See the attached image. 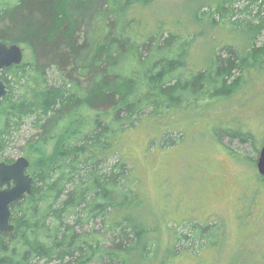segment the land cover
Returning a JSON list of instances; mask_svg holds the SVG:
<instances>
[{
	"label": "trees",
	"instance_id": "1",
	"mask_svg": "<svg viewBox=\"0 0 264 264\" xmlns=\"http://www.w3.org/2000/svg\"><path fill=\"white\" fill-rule=\"evenodd\" d=\"M142 1L0 0V41L25 52L20 65L0 70L9 86L0 105V159L13 162L6 151L18 147L34 178L32 193L13 205L15 229L0 234V264L148 257L155 242L145 239L156 227L140 218L126 132L146 115L231 97L248 73L264 74V40L257 45L264 0H222L199 10L212 26L244 35L246 48L228 42L196 70L187 66V35L141 27L133 11ZM238 127L219 125L216 140L233 154L243 153L235 140L259 154L255 135ZM220 231L217 222L189 228L200 249L217 244Z\"/></svg>",
	"mask_w": 264,
	"mask_h": 264
},
{
	"label": "rangeland",
	"instance_id": "2",
	"mask_svg": "<svg viewBox=\"0 0 264 264\" xmlns=\"http://www.w3.org/2000/svg\"><path fill=\"white\" fill-rule=\"evenodd\" d=\"M219 1L144 0L133 14L148 31L171 29L187 35V66L196 70L208 66L214 50L228 42L241 50L245 47L244 35L237 39L228 29L199 18L203 6ZM263 40L260 35L257 45ZM260 73H248L253 75L231 97L146 115L126 132L124 146L143 204L140 218L156 227L145 239L155 242L154 251L148 257L133 254L127 264H264V178L257 168L259 154L237 140L232 147L243 153L233 154L236 151L214 135L219 125L240 126L251 131L262 147L264 74ZM16 148L6 153L14 159L25 156ZM193 222L219 223L218 243L200 249V239L193 241L189 232ZM174 247L181 252L173 254Z\"/></svg>",
	"mask_w": 264,
	"mask_h": 264
},
{
	"label": "water",
	"instance_id": "3",
	"mask_svg": "<svg viewBox=\"0 0 264 264\" xmlns=\"http://www.w3.org/2000/svg\"><path fill=\"white\" fill-rule=\"evenodd\" d=\"M24 57V48L20 44L0 41V70L20 65ZM8 92V84L0 78V105ZM30 164L26 156H20L11 163L0 161V234L15 229L11 221L13 205L33 191L34 178L28 172ZM257 168L259 174L264 176V143L260 148Z\"/></svg>",
	"mask_w": 264,
	"mask_h": 264
},
{
	"label": "flooded vegetation",
	"instance_id": "4",
	"mask_svg": "<svg viewBox=\"0 0 264 264\" xmlns=\"http://www.w3.org/2000/svg\"><path fill=\"white\" fill-rule=\"evenodd\" d=\"M8 163H11V162H8Z\"/></svg>",
	"mask_w": 264,
	"mask_h": 264
}]
</instances>
